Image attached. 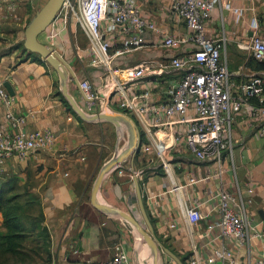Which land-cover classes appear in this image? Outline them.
<instances>
[{"label":"crops","instance_id":"0c3cea01","mask_svg":"<svg viewBox=\"0 0 264 264\" xmlns=\"http://www.w3.org/2000/svg\"><path fill=\"white\" fill-rule=\"evenodd\" d=\"M228 3L245 9L241 21L236 22L235 15L226 9ZM140 4L146 16L168 33L187 35L185 24L171 14L170 0H140ZM27 6V2L16 0L15 10L11 11L7 9V1L0 0V37L2 34L25 35V28L32 18ZM253 18L257 19L259 33L264 36V0H219L207 26L210 36L226 39L225 55L235 82L245 75L264 72V69H257L256 61L248 58L247 52L238 46L252 36ZM72 22L69 25L64 17L59 16L39 38L73 64L80 81L89 78L98 87L105 68L90 65L88 46L71 45L70 33L77 25ZM122 38L123 35L118 33L112 38L114 48L122 46ZM0 42L1 46L3 42ZM187 46L182 44L179 48L165 49L157 38L149 36L142 47L121 58V66L130 68L148 57L165 58ZM72 49L75 50L72 52ZM69 54L80 63L70 62ZM16 55L17 51L0 59V77L4 82L10 80L15 91V110L27 113V128L50 126L58 137L52 148L35 153L27 160L9 158L0 178L21 176L24 179L29 172L37 171L39 196L45 206L47 224L57 252L56 264L107 261L113 257L114 246L119 241H124L133 261L139 264L131 240L136 239V232H131L119 216L94 207L91 192L90 198L88 195L100 163L104 165L119 152L116 150L111 157L107 150H111L112 145L105 149L106 138L110 135L109 126L113 129L111 136L113 134L120 139L123 134L120 133L121 125L108 120L79 119L59 95L62 93L59 73L47 62L44 64L32 57L21 58L20 53L16 58ZM68 88L87 113L102 111L85 99L81 86L73 79H69ZM6 109L0 104V127L4 123ZM256 129L247 114L236 118L232 132L233 148L226 153L222 166L214 160L198 162L186 155L187 160L174 155L175 181L163 166L158 169L157 165H149L142 169L143 175L140 171L146 209L157 235L160 239H169L180 256L196 252L203 264H207L206 258L214 248L223 244L234 249L238 264H249L264 255V151L263 140L256 134ZM124 162L105 176L98 199L129 213L131 203L125 187L128 179L120 175L123 174ZM176 186L179 188L175 189ZM224 187L239 196L255 225L250 240L241 246L223 237L217 225L220 214L215 208L216 201L211 197ZM194 205H198L206 217L190 230L184 209ZM173 222L174 227L171 226ZM138 254L145 257L141 250ZM167 261H162V264H167ZM158 262L161 264L160 260Z\"/></svg>","mask_w":264,"mask_h":264},{"label":"built area","instance_id":"2783aa9c","mask_svg":"<svg viewBox=\"0 0 264 264\" xmlns=\"http://www.w3.org/2000/svg\"><path fill=\"white\" fill-rule=\"evenodd\" d=\"M6 1L7 9L14 11L16 1ZM218 3L219 0H170L171 14L185 24L186 36L168 33L149 19L140 0H64L57 15L75 20L88 39L90 65L105 68L98 87L89 78L80 81L88 101L102 111L108 107L109 111L117 109L130 115L140 131L141 152L160 157L163 169L174 181V160L168 157L174 153L223 165L226 153L233 148V124L240 114H247L257 128L264 151V72L234 81L225 55L226 39L207 32ZM225 7L235 15L236 22L241 21L243 7L230 3ZM251 29L252 36L238 46L248 58L264 62V36L255 18ZM117 33L123 35L122 46L114 48L112 38ZM149 36L157 38L165 49L188 46L165 58L148 57L123 68L121 58L142 47ZM14 103L15 97L0 77V104L7 107L0 127V173L9 158L27 160L52 148L58 137L50 126L27 128V113L16 111ZM135 174L139 177L140 171ZM211 199L216 201L220 214L217 225L221 235L244 245L255 225L239 196L224 187ZM184 211L190 230L206 217L198 205ZM114 248L112 258L96 264H135L124 241L117 242ZM187 262L204 263L196 252L188 256ZM205 262L238 264L234 249L225 244L214 248ZM249 264H264V255Z\"/></svg>","mask_w":264,"mask_h":264},{"label":"rangeland","instance_id":"374dc122","mask_svg":"<svg viewBox=\"0 0 264 264\" xmlns=\"http://www.w3.org/2000/svg\"><path fill=\"white\" fill-rule=\"evenodd\" d=\"M18 1H25L28 3L27 8H28L30 14H32L31 15V17H32L35 14V12L45 4V2L47 0H18ZM70 22H72V19L69 17L68 18V24ZM72 23L75 25V21H73ZM75 28H76L75 31L73 33H70L71 45L72 46L77 45L78 47H82V48L85 47L86 48L89 44L87 37L85 36L84 32L82 31V29L79 25H76ZM69 29H71L70 26H69ZM24 37H25V35L22 33L20 35L14 34L13 36L10 34H8V35L2 34L0 37V41H2L3 44H1V46H0V59L4 55H10V54L14 53L15 51H17L16 58H17L18 54L20 53L21 58L32 57L33 60H37V61L45 60L38 53L31 52L25 48ZM42 42H44V41H42ZM17 48H19V50ZM74 50L75 49H72V52ZM69 55H71V56H69L70 62H73L74 64L80 63V61L76 62L72 58L73 57L72 54H69ZM45 62H47V61L45 60ZM71 65H72V67H74L73 64H71ZM105 107L106 106H104V108ZM105 111H109V110L105 109ZM109 129H110V135L108 137L106 136L107 138H106L105 149L107 150L112 145V149L107 150L108 152H110L109 155L112 157L114 155V153L116 152V150L120 152L128 144V142H129V128L126 125L120 126V131H121L120 133L123 132V134L120 135V139L115 138V135H113V134L111 136V133H113V129L111 126H109ZM113 145H114V147H113ZM174 155L180 159L187 160V158L184 157V154H182V153H174L168 157L172 159V158H174L173 157ZM102 165H103V163H100L99 167L94 172L92 181L90 183L89 193H88L89 198H90V192H91L92 185H93ZM124 165L127 168L123 167V174H120V175H122L121 177L128 179L125 183V187L127 188V192L129 193V200L131 203L129 213L131 215H133L134 217H136L137 219L139 218V220L141 222H144L142 214L139 210L137 199H136L135 187H134V183H133L134 178H132V176L134 177L136 170L141 171V175H143L142 169L143 168L145 169L146 167L148 168L149 165H157L158 169L161 168V166L163 165L162 159L160 157H157L154 153L148 154V153H144V152L140 151L139 154L135 157V161H134L133 166L131 164L130 158H128L124 162ZM36 172L37 171H35L33 173L29 172V175L27 176V178H24V179L21 176H13V177H7V178H5V180H2V181H10V183H14V184L22 187V191L25 193L24 199L28 198L31 201L30 204H25V210L31 213L32 221L34 224V230L33 229L30 230V232L28 233V235L25 239L24 247L21 250V255H19L17 258L11 257L10 261L15 263V261H17L18 258L19 259L25 258L27 261H30L33 264H56L57 252H56V248L53 245V241L51 239L50 227L47 224V213L45 210V206L43 205V203L41 201V197L39 196V192H40L39 184L40 183H39V178L36 176L37 174H35ZM139 180H140V184L142 185L143 179L141 180L140 176H139ZM143 225H145V224H143ZM0 227L2 228V216L1 215H0ZM134 231L136 232V230H134ZM156 234H157V232H156ZM131 240H132V245H133V247H135L137 252H138V250L145 252L144 259H146V260L147 259H154L156 256L157 258H159L160 261H161V259L164 262L169 260V261H167V263L172 262V264H176L172 259L169 258V256L166 253H164L163 249L160 246L157 249V254H155L153 246L146 239L142 240V244L140 245L139 249H137V240L136 239H131ZM160 240L164 245L172 248L175 251V249L172 246V242L169 239H160ZM175 252L177 253V251H175ZM180 257L182 258V256H180Z\"/></svg>","mask_w":264,"mask_h":264},{"label":"water","instance_id":"95a60500","mask_svg":"<svg viewBox=\"0 0 264 264\" xmlns=\"http://www.w3.org/2000/svg\"><path fill=\"white\" fill-rule=\"evenodd\" d=\"M64 0H47L45 4L38 9L32 18L29 20L25 28V39L24 46L27 50L31 52L38 53L41 55L60 75L61 78V91L66 97L69 103L72 105L74 111L86 121H97V120H108L114 122L118 125H126L129 128V142L124 147L121 152L117 153L113 158L107 161L100 169L92 190H91V201L97 209L115 214L119 216L126 227L134 233L135 229L139 230V234L136 237L137 249L140 248L142 244V239L151 241L155 248L159 246L163 249L170 259H172L176 264H185L183 259L170 247L164 245L160 238L157 236L155 231V226L151 220V217L146 209L144 196L140 184L139 177L134 174V186L137 197L138 206L143 217V224L131 215L130 213L121 210L116 206L109 205L99 201L98 194L105 176L115 170L124 161L130 158L132 166L134 165L135 157L141 151V137L139 128L134 121V119L127 113L112 109L110 112H97L93 114L87 113L75 100L73 95L69 92L68 82L69 79H73L78 85H80V80L76 75L75 70L71 64L60 54L54 47L47 45L40 40V35L55 21L58 13L60 12ZM4 85L8 89L11 95H15V91L12 87V82L10 80L5 81ZM85 99H89L82 90ZM134 168V167H133ZM137 260L139 264H151L150 261L140 257L137 252ZM159 258L155 256L153 259V264H159ZM217 264H223V262H218Z\"/></svg>","mask_w":264,"mask_h":264},{"label":"trees","instance_id":"16d2710c","mask_svg":"<svg viewBox=\"0 0 264 264\" xmlns=\"http://www.w3.org/2000/svg\"><path fill=\"white\" fill-rule=\"evenodd\" d=\"M40 62L46 64L43 60H40ZM256 64L257 69H264V62L256 61ZM59 95L68 109L82 120L66 97L61 92ZM2 180L5 179L0 178V215L2 216V228L4 230L0 227V264H33L25 258H18L15 263L10 261L11 257L17 258L21 255L25 239L30 230H34V224L31 213L25 210V204H30L31 201L28 198L24 199L25 193L22 191V187L10 183V181ZM182 259L185 264H188V256H182Z\"/></svg>","mask_w":264,"mask_h":264},{"label":"bare ground","instance_id":"6f19581e","mask_svg":"<svg viewBox=\"0 0 264 264\" xmlns=\"http://www.w3.org/2000/svg\"><path fill=\"white\" fill-rule=\"evenodd\" d=\"M110 112V111H109ZM125 149V148H124ZM123 150V149H122ZM121 150V151H122ZM120 151V152H121ZM119 153V152H118ZM140 221V220H139ZM141 222V221H140ZM141 224H143V222H141ZM136 230V234L138 235L139 234V230L138 229H135ZM143 240V239H142ZM149 241V240H148ZM151 243V245L153 246V249H154V253L157 254V248H155L154 244L149 241ZM137 252V251H136ZM138 253H139V250H138ZM150 261L151 264H153V259H148ZM161 263H162V259H161Z\"/></svg>","mask_w":264,"mask_h":264}]
</instances>
